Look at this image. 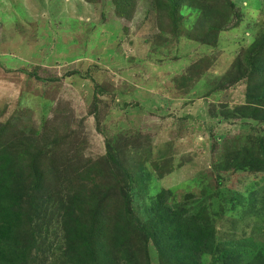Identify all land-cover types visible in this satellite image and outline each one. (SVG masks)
Returning a JSON list of instances; mask_svg holds the SVG:
<instances>
[{
    "label": "rangeland",
    "instance_id": "obj_1",
    "mask_svg": "<svg viewBox=\"0 0 264 264\" xmlns=\"http://www.w3.org/2000/svg\"><path fill=\"white\" fill-rule=\"evenodd\" d=\"M229 1L234 12L213 18L218 31L202 45L209 24L189 26L205 0H189L175 34L162 0H0V150L21 147L41 184L30 193L34 245L22 264H70V204L85 206L83 264H132L123 243L126 227L132 244L141 240L134 219L148 224L156 201L194 214L208 195L211 210L223 211L214 219L221 240L264 249V172L217 170L230 142L264 136V125L224 121L252 108L251 71L231 64L264 42V0ZM108 152L131 178L115 172ZM126 194L133 219L121 209ZM147 248L146 261L159 264Z\"/></svg>",
    "mask_w": 264,
    "mask_h": 264
},
{
    "label": "trees",
    "instance_id": "obj_2",
    "mask_svg": "<svg viewBox=\"0 0 264 264\" xmlns=\"http://www.w3.org/2000/svg\"><path fill=\"white\" fill-rule=\"evenodd\" d=\"M162 1L165 8H170V17L174 27L173 31L170 30V32L175 34L179 18L184 19L185 14L191 12L189 10L192 9L191 5L193 4H190L189 0ZM205 1H207L206 4L196 13V21L191 20L195 21V23L193 26H189V32L195 33L198 32L197 27L203 26L205 23L209 24L205 35L196 38L197 43L202 45L205 43L207 45L212 44L213 40L211 39H214L213 36L218 31L212 21L213 18L216 16L220 17L221 14L232 15L234 12L229 0ZM177 3H179L178 6ZM184 6L186 10L183 12L181 8ZM239 19L240 17H238ZM197 21H199V26L195 27ZM159 26L161 27L160 24ZM261 45L260 50L254 48L243 50L240 54V59L231 64L233 65L232 67L239 68L238 66L242 65L243 61V64H247L248 72L251 71L249 76L242 74L239 77L242 79L246 75L245 78L248 80L246 98H248V104H251L252 108L244 107L234 110L233 113H226L224 121L238 118L241 121L249 120L253 124L264 125V48H262L264 47V42ZM248 53L249 55L246 56ZM261 56H263L262 59ZM240 68L243 69L244 66ZM218 85L219 89H224L222 83ZM216 90H218L217 86ZM238 141L230 142V147L224 148L217 170L227 173H263L264 136L257 135L250 138L248 143ZM107 157L116 173L123 174L126 178H131V174L119 165L113 155L108 152ZM25 159L26 156L23 154L21 147L17 149L13 147L10 152L5 148L0 150V264L24 263L34 245L30 235L31 232L29 233L28 230L33 222L34 209L37 204L34 208L30 204V202H33V197L32 195L30 196V193L34 194L36 192L37 194V189L40 188L41 184H39L38 178L39 170L38 168L34 169L32 164L34 161L25 164ZM221 172L216 173L218 174V183L222 181L221 177H219ZM26 181L29 183L25 187L26 183L24 182ZM72 181L73 179H69V182ZM208 197L209 195L205 198L201 197L204 200L203 203L198 200L201 205L195 210L194 214H190V211L188 212L186 209H181L177 212L169 207H164L163 209L160 207L161 203L159 204L156 201L155 204L158 205L150 209L152 215L148 217V224H140L137 219H134L135 224L131 231L137 230L140 233L141 240L136 241L134 239L132 244L130 241L132 237L126 227L124 230L126 237L123 243L125 248L134 250L135 256L133 254L130 256L134 259L132 264H142V255L145 259L144 264H150L149 261H146L150 253L149 248H147L149 242H152L159 252V264H198L201 259V262L203 261L202 264L208 261L211 262L210 264L218 262L242 264L237 259L239 255H242V258L246 260L244 264H264V249L261 248L260 242L255 241L256 245L246 247L239 240L237 242L239 247H237L233 241H223L219 238L214 219L218 220L219 217L221 218L223 211L220 209L219 213H214L211 210L213 208L212 203L206 204ZM129 202V194H126L121 209L129 216V219H133ZM75 205L76 208L71 212L72 206L75 207ZM234 206L236 205H233L232 209L235 208ZM75 209L78 210L77 214H75ZM84 209V205L80 209L78 204H70V213L64 214V233L72 250L69 258L70 264H83L78 254L80 253L81 229L84 227V223L81 220ZM120 212L121 210H119L118 214ZM188 214L190 216L186 217ZM260 216L264 217V212ZM95 219L97 220V218ZM92 221L94 222L93 219ZM256 223L253 221L251 224L252 230L257 229ZM112 242L113 245H116L113 237Z\"/></svg>",
    "mask_w": 264,
    "mask_h": 264
}]
</instances>
